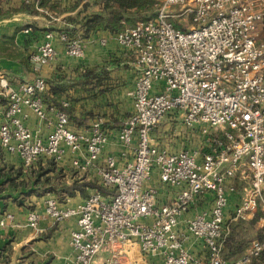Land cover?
Instances as JSON below:
<instances>
[{"label": "built area", "instance_id": "obj_1", "mask_svg": "<svg viewBox=\"0 0 264 264\" xmlns=\"http://www.w3.org/2000/svg\"><path fill=\"white\" fill-rule=\"evenodd\" d=\"M156 13L115 34L117 43L135 53L137 77L129 93L133 112L118 130V140L133 147V161L122 167L112 155L99 169L98 186L81 202L61 206L50 193L44 213L59 223L74 218L70 231L73 255L62 264H92L102 252L115 264L134 249L161 255V264H194L183 248L186 238L201 241L204 264H249L264 250V239H253L236 259L222 255L230 220H246L258 212L264 223V0H156ZM190 19L187 28L175 21ZM30 29L25 28L28 32ZM70 57L84 54L85 38L58 32ZM53 33L30 53L33 63L56 58ZM105 44V38L99 40ZM159 82H162L161 84ZM48 81L37 75L13 86L0 72V146L17 155L26 167L38 159L59 162L67 149L79 154L74 167L92 166L108 140L103 120L84 130L70 128V116L55 112L51 131L41 137L23 122L24 108L46 119L44 93ZM176 111L183 126L196 129L201 148L172 151L155 144L152 133L164 115ZM155 180L173 189L167 202L158 201ZM104 192H102V190ZM213 195L209 209L190 214L204 194ZM235 204L226 216L229 197ZM41 213L30 210L27 225L38 229ZM20 226L0 206V228Z\"/></svg>", "mask_w": 264, "mask_h": 264}, {"label": "crops", "instance_id": "obj_2", "mask_svg": "<svg viewBox=\"0 0 264 264\" xmlns=\"http://www.w3.org/2000/svg\"><path fill=\"white\" fill-rule=\"evenodd\" d=\"M35 1L0 0V34L10 35L16 31L15 43L17 50L22 53L13 59L0 57V72L13 86H16L18 83L31 80L37 75L44 77L47 81L53 77H60L65 81L76 80L78 73L85 68L108 65L109 77L102 80L98 86L86 85L80 89L79 86L68 88L61 94L59 104L52 101L50 103L45 102L46 119H38L28 108H24L26 117L23 119L24 124L33 133L45 137L53 128L56 120L55 112L50 109V105L62 108V102H67L64 110L70 116V128L74 131L84 130L95 118H101L109 136L98 160L87 169L80 170L72 164L73 159L75 157L80 158V155L72 154L66 149L62 159L55 164L66 182L73 180L94 181L98 185L99 169L104 165L106 156L112 155L118 167L133 161L134 158L133 147L123 146L119 142L117 134L123 121L134 110L129 93L132 91L137 77V71L134 68L135 53L132 49L117 43L116 33L110 32L102 26H97L85 38L84 54L81 57H70L57 37L58 30L64 26V17L75 15L82 9L83 5L86 3L90 5L92 0H48L45 7L38 8V12L31 13L20 10L23 3L33 4ZM97 8L98 6H95L92 9ZM44 13L47 15L46 18L42 15ZM87 13H89V6H87V11L82 12V15ZM133 24L125 23L121 30ZM25 28L30 30L25 32ZM47 32L53 33L52 42L57 51L56 58L49 62L33 63L30 61L29 55L44 40ZM101 38H105V44L99 42ZM5 104V99L0 97V105L4 107ZM174 122L173 119L164 120L153 131V142L172 151H177L182 147L199 150L201 148L199 129H185L183 123L181 126V123L175 125ZM0 153V162L5 163V165H13L14 168L22 167L23 176L26 175V167L17 155L8 153L1 146ZM47 161L48 158H41L32 166L37 168L39 163L45 166ZM152 183L156 186L158 184L157 198L160 203L170 200L174 192L172 188L162 185L156 180ZM92 190L93 188H88V194ZM21 191L20 188L8 187L5 192L0 193L2 210L11 212L15 221L20 225L18 227L0 228V264H62L73 255L70 245V231L76 227L75 219L70 218L59 223L54 222L44 213L47 193L22 195ZM51 194L56 197L61 206L75 205L88 195L83 197L79 191H76L74 195L67 196L66 200L61 202L54 193ZM212 199L211 193L202 195L191 207L189 215L209 209ZM235 199L236 195L231 194L226 216L230 215L236 202ZM32 209L42 215L37 224L38 229L27 225V214ZM183 248L192 256L194 264L205 263L207 250L200 240L188 236ZM108 261L113 262L111 254L102 252L92 264H104ZM161 262V255H142L134 249L133 256L132 251H130L125 257H119L115 264H161Z\"/></svg>", "mask_w": 264, "mask_h": 264}, {"label": "trees", "instance_id": "obj_3", "mask_svg": "<svg viewBox=\"0 0 264 264\" xmlns=\"http://www.w3.org/2000/svg\"><path fill=\"white\" fill-rule=\"evenodd\" d=\"M47 2L48 0H36L33 4L23 3L20 10L31 13L38 12V8L45 7ZM155 3L156 0H92L90 5L86 3L75 15L64 17V26L58 32H65L70 37L79 35L86 38L97 26H102L110 32L117 33L125 23L131 25L137 20L153 17L156 13ZM87 6H89V13L82 15V12L87 11ZM95 6L98 8L92 9ZM176 26L179 25L176 24ZM15 33L16 31L10 35L0 34V57L13 59L22 54L17 50ZM109 72L108 65H96L78 73L76 80L65 81L60 77L48 79L49 89L43 95L44 101L59 104L61 94L68 88L79 86L80 89L86 85L98 86L102 80L109 77ZM55 164L52 159H48L45 166L39 163L37 168L30 164L26 166V175L23 176L22 167L14 168L13 165H5L0 162V193L5 192L8 187L20 188L23 190L21 191L22 195L54 193L58 200L63 202L67 196L74 195L76 191H79L84 197L88 194V188L99 187L94 181H63L62 173ZM101 190L104 192L103 189ZM258 216L260 217L259 213L253 219L257 220ZM259 232L257 239H264V224ZM248 243L245 245L247 246ZM242 246L241 244L239 247H234L233 235L227 234L222 247L223 257L226 259L238 258L246 248V246ZM249 264H264V250Z\"/></svg>", "mask_w": 264, "mask_h": 264}, {"label": "rangeland", "instance_id": "obj_4", "mask_svg": "<svg viewBox=\"0 0 264 264\" xmlns=\"http://www.w3.org/2000/svg\"><path fill=\"white\" fill-rule=\"evenodd\" d=\"M42 15L44 16V18L47 17V15L45 13ZM52 16H55V15L52 14ZM175 23L178 24L179 26H181L182 28H187V26L190 24V19L187 18L186 20H180V21L176 20ZM258 38L260 40H264V21H262L258 27ZM159 83L161 84L162 82H159ZM166 119L167 120L173 119L175 121L174 123H176L175 125L181 123V126H182V123H183L182 117L176 111H171V112L166 113L164 115L163 119L161 120L159 126ZM196 128H198V126H196ZM185 129H187V128H185ZM61 179H63V181H66V179L63 177H61ZM154 181H155V175L152 174V182H154ZM155 184H156V182H155ZM157 186H158V184H157ZM9 191H13V190H9ZM258 213L260 216L262 215L261 212H258ZM253 218L254 217L246 219V220H230L228 222V229H229L228 235L229 234L233 235L234 247H239L241 244L243 245L242 247H244V246H246L245 244H247L250 240L257 239V236L260 233L259 231L261 230V227L263 226L264 223L259 219V216H258L257 220H254ZM233 259H235V258H233Z\"/></svg>", "mask_w": 264, "mask_h": 264}]
</instances>
